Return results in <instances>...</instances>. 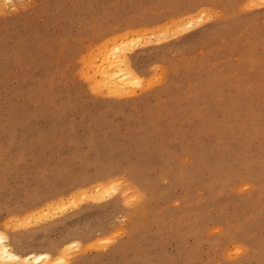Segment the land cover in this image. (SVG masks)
I'll use <instances>...</instances> for the list:
<instances>
[{"label":"rangeland","instance_id":"1","mask_svg":"<svg viewBox=\"0 0 264 264\" xmlns=\"http://www.w3.org/2000/svg\"><path fill=\"white\" fill-rule=\"evenodd\" d=\"M257 1L0 0V231L76 228L58 264H264ZM124 54L139 79L111 92Z\"/></svg>","mask_w":264,"mask_h":264},{"label":"bare ground","instance_id":"2","mask_svg":"<svg viewBox=\"0 0 264 264\" xmlns=\"http://www.w3.org/2000/svg\"><path fill=\"white\" fill-rule=\"evenodd\" d=\"M260 1L261 0L257 1L255 4H260ZM5 2L12 3V0H5ZM125 33H122V34H125ZM126 37H128V34L124 35L122 38H126ZM110 38H112V37H110ZM120 48H122V47H120ZM116 68H117V70L115 71L114 69H116ZM97 74L100 75L101 77H105L106 78V81L104 83V86H106L111 92L118 91V90H122L124 88V86L128 85L129 83H134V82L136 83L138 81V79H139L138 78V75L136 74V71L133 69L132 61H130L128 59V57L126 56V54H124L121 57H113L112 55H107L104 58H102L101 64L98 66L97 71H95V75H97ZM111 181L108 182V183L110 184ZM108 183L105 185V187L108 185ZM113 184H114V182H113ZM113 184H112L111 187H113ZM96 187H98V186L96 185L94 188H96ZM116 187L114 185L115 190L113 188H110V187H109V189H107L108 186L106 187V189L103 188V187H102L103 189L102 188H98V189H100V191H98L99 193H97L98 195H96L95 197H97L99 199V197L101 195V198H102L103 195H106V194H104L103 191H105L106 193L108 191V192H111V194H112V191H109V190L112 189L113 190V193H114L116 191ZM94 188L92 187L91 189H94ZM91 189H89V192H90ZM86 191H83V193H80L79 195H76L74 193V195L77 198L76 197L75 198L73 197L74 200L71 198V200H69V202H71L73 204L75 203L74 204L75 205L74 207H76L78 205L77 202L78 201L79 202L81 201L80 199L82 198L83 194L86 195L85 197H87V195H90L89 193L86 194L85 193ZM129 191H131V193H132L131 196L132 197H136V194L137 193H136V189L135 188H133L132 186H129L128 187V190H126L125 193H128ZM109 196H110V194L107 195V197H109ZM90 197H92V196H90ZM95 197L89 198V199H93V200L95 199L94 201H96L97 199ZM121 197H122V195H121ZM45 198L46 197H35L34 199L29 200V202H27L24 205V207H22L20 209V211L23 212V209L24 210H27V209L35 208L36 206L40 205L45 200ZM83 198H82V201H83ZM42 199H44V200H42ZM77 199H79V200H77ZM38 200H40V201H38ZM65 201L68 202L67 199ZM58 202H61V201L59 200ZM71 203H69V204H71ZM58 204L59 205L56 204L57 206L56 205L55 206H56V211H58V213H59V211H61V209L63 208L62 204H64V202L61 205H60V203H58ZM66 204L68 205V203H66ZM53 205H50L49 208H51ZM46 207H48V204H47ZM65 207H64V209H65ZM74 207H72V208H74ZM116 207H117V205H116L115 202L111 203L109 205V210L107 211V214L106 215L107 216H111L115 212ZM57 208H60V209L58 210ZM67 208H69V207H67ZM52 209H53V207H52ZM64 209H62V210L64 211ZM40 211H42V210H40ZM54 211H55V209L53 210V212L51 210V213H55L56 212V211L55 212ZM35 213H36V211H35ZM37 213H38V211H37ZM59 214H61V213H59ZM29 216H27V217H29ZM14 218L15 217H13L12 219H14ZM23 218L21 217L19 220H21ZM115 219H117V218H115ZM112 221H114V220H112ZM64 227H66V226H64ZM51 229H53V227ZM80 234L82 235V233H79V231L76 228H70V227H68V228L65 229V232L62 234V236L58 240H56V241H50V243H44L43 241L37 240L36 239L35 232H32V231H28V232H25V233H19V234H8V235L5 234V233H2L0 231V264H8V263L9 264L10 263L11 264H53L52 261H54L55 259L52 260V258H53L52 256L53 255L60 254V253H62L64 255V252H61L62 246L65 245L66 247H68L70 245V247H71V245H72V247H73V244L75 243L73 241V239L75 237H77V236H81ZM78 245L79 244H77V247H78ZM77 247L75 246V248H77ZM75 248H73V250ZM71 249L68 250L66 248L65 251L66 250L67 251H71ZM62 254L60 256L63 257V258H65V260L67 259V257H69L68 255H70L69 252L67 253L68 255L66 254L67 257L65 255L63 256ZM63 258H62V261L64 260ZM59 259L61 261V258H59ZM57 261L58 260L56 259L54 261V263L57 262ZM57 264H58V262H57ZM62 264H63V262H62Z\"/></svg>","mask_w":264,"mask_h":264}]
</instances>
